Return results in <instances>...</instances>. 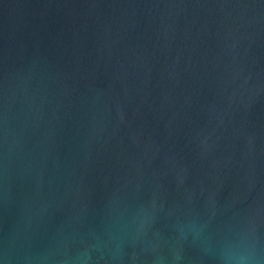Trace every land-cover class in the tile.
Returning <instances> with one entry per match:
<instances>
[{"label": "water", "instance_id": "water-1", "mask_svg": "<svg viewBox=\"0 0 264 264\" xmlns=\"http://www.w3.org/2000/svg\"><path fill=\"white\" fill-rule=\"evenodd\" d=\"M0 264H264V0H0Z\"/></svg>", "mask_w": 264, "mask_h": 264}]
</instances>
